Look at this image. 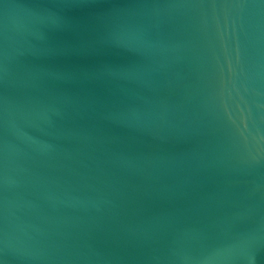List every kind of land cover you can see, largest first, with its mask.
<instances>
[{
  "label": "water",
  "instance_id": "water-1",
  "mask_svg": "<svg viewBox=\"0 0 264 264\" xmlns=\"http://www.w3.org/2000/svg\"><path fill=\"white\" fill-rule=\"evenodd\" d=\"M0 264H264V0H0Z\"/></svg>",
  "mask_w": 264,
  "mask_h": 264
}]
</instances>
